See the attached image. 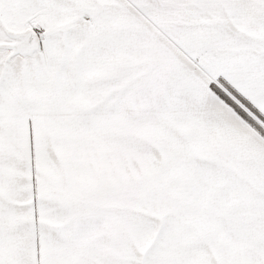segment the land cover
Segmentation results:
<instances>
[{
    "label": "snow or ice",
    "instance_id": "snow-or-ice-1",
    "mask_svg": "<svg viewBox=\"0 0 264 264\" xmlns=\"http://www.w3.org/2000/svg\"><path fill=\"white\" fill-rule=\"evenodd\" d=\"M0 264H264V0H0Z\"/></svg>",
    "mask_w": 264,
    "mask_h": 264
}]
</instances>
